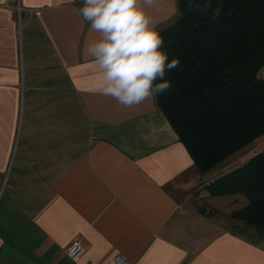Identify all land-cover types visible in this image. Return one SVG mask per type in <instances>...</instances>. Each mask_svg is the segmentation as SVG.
Wrapping results in <instances>:
<instances>
[{
  "label": "crops",
  "instance_id": "1",
  "mask_svg": "<svg viewBox=\"0 0 264 264\" xmlns=\"http://www.w3.org/2000/svg\"><path fill=\"white\" fill-rule=\"evenodd\" d=\"M82 6L0 0V264H264V237L226 218L246 197L205 188L251 144L200 172L155 99L125 108L92 91ZM147 11L161 27L177 0Z\"/></svg>",
  "mask_w": 264,
  "mask_h": 264
},
{
  "label": "trees",
  "instance_id": "2",
  "mask_svg": "<svg viewBox=\"0 0 264 264\" xmlns=\"http://www.w3.org/2000/svg\"><path fill=\"white\" fill-rule=\"evenodd\" d=\"M157 30L169 62L179 63L156 105L206 172L264 135V0H177L175 18ZM205 188L243 194L247 203L226 218L236 233L264 237V149Z\"/></svg>",
  "mask_w": 264,
  "mask_h": 264
},
{
  "label": "clouds",
  "instance_id": "3",
  "mask_svg": "<svg viewBox=\"0 0 264 264\" xmlns=\"http://www.w3.org/2000/svg\"><path fill=\"white\" fill-rule=\"evenodd\" d=\"M74 3L75 0H60ZM154 0H82L79 14L97 38L86 44L92 58L91 90L132 108L167 91L169 62L163 38L147 9ZM218 14V13H217ZM160 81L157 83V81Z\"/></svg>",
  "mask_w": 264,
  "mask_h": 264
},
{
  "label": "built area",
  "instance_id": "4",
  "mask_svg": "<svg viewBox=\"0 0 264 264\" xmlns=\"http://www.w3.org/2000/svg\"><path fill=\"white\" fill-rule=\"evenodd\" d=\"M82 250V244L78 241H74L66 248V253L71 258H75ZM107 264H130V262H128L122 254H117L113 256Z\"/></svg>",
  "mask_w": 264,
  "mask_h": 264
},
{
  "label": "rangeland",
  "instance_id": "5",
  "mask_svg": "<svg viewBox=\"0 0 264 264\" xmlns=\"http://www.w3.org/2000/svg\"><path fill=\"white\" fill-rule=\"evenodd\" d=\"M258 75L260 76V77H263L264 78V66L258 71ZM263 138V140H261L260 142L257 140V141H255L256 139H262ZM254 141H253V143L251 142L250 144L251 145H249V147L248 148H250V149H246V150H248L247 151V153H245L243 156L244 157H247V158H249L250 156H252V155H254L255 153H257V152H259V150L255 147V148H253L256 144H259V147L260 148H263L264 147V135H262V136H260V137H258V138H256ZM242 152H244V151H242Z\"/></svg>",
  "mask_w": 264,
  "mask_h": 264
}]
</instances>
